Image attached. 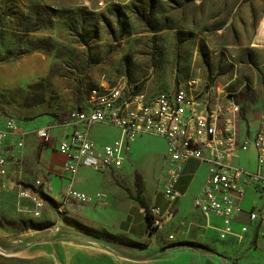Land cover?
I'll list each match as a JSON object with an SVG mask.
<instances>
[{
	"label": "rangeland",
	"instance_id": "obj_1",
	"mask_svg": "<svg viewBox=\"0 0 264 264\" xmlns=\"http://www.w3.org/2000/svg\"><path fill=\"white\" fill-rule=\"evenodd\" d=\"M125 81L150 94L195 82L198 107L215 86L235 97L241 118L262 113L264 0H0V119L56 129L61 115L84 106L92 88ZM100 127L102 134L93 137L98 145L118 135L113 127ZM139 138L136 164L111 174L131 202L136 182L145 193L140 171L149 172L155 192L165 179L163 142ZM37 155L26 165L30 177L22 176V186L43 179ZM101 196L97 203L64 204L53 187L52 197L41 194V214L34 216L15 189L0 192V264H150L133 255L137 249L128 254L117 248L145 244L107 231L99 219L107 211ZM130 215L137 224L132 210ZM155 229L149 225L151 233ZM187 232L182 254L167 264H199L190 252L230 260L227 246ZM111 240L119 254L107 248ZM173 242L167 238L165 248Z\"/></svg>",
	"mask_w": 264,
	"mask_h": 264
},
{
	"label": "built area",
	"instance_id": "obj_2",
	"mask_svg": "<svg viewBox=\"0 0 264 264\" xmlns=\"http://www.w3.org/2000/svg\"><path fill=\"white\" fill-rule=\"evenodd\" d=\"M194 85L195 82H188L150 94L126 81L116 85L101 82L89 91L83 107L61 115L58 127L69 129L56 146L64 157L62 176L67 181L62 202H100V194L89 195L74 188L78 169L85 167L98 174H112L121 170L130 146L139 137H158L166 143L167 169L157 192L166 200L169 213H174L176 207L175 185L183 165L195 159L207 168L204 184L192 200L196 213L206 219H220L225 234H232L231 223L240 222L244 216L246 222L240 223L236 239L241 241L245 234L251 233L253 243H264V206L245 210L240 205L248 189L264 191V114L258 130L241 137V108L235 97L213 86L198 107ZM97 125L116 128L119 137L113 144H96L90 131ZM53 129L43 127L32 134L42 146L50 142ZM26 136L12 119L6 118L0 126V192L15 189L18 199L29 202L30 212L39 216L43 204L40 196H51L50 185L45 180H36L22 186V175L11 168L12 163L21 162ZM249 149L257 153L255 171L230 164ZM150 214L151 226L159 227L160 209L153 208ZM168 239H173L172 234Z\"/></svg>",
	"mask_w": 264,
	"mask_h": 264
},
{
	"label": "crops",
	"instance_id": "obj_3",
	"mask_svg": "<svg viewBox=\"0 0 264 264\" xmlns=\"http://www.w3.org/2000/svg\"><path fill=\"white\" fill-rule=\"evenodd\" d=\"M263 114L264 109L262 113L251 111L244 116L246 120L242 118V124L240 125L241 137L251 135L258 130L260 119ZM5 120L4 118L0 119V126L3 125ZM18 124L19 128L27 133V136L25 138V148L23 150L22 159L20 160L21 162L18 164L12 163L11 168L16 171V174L20 173L25 179H27L26 176L30 177L29 174H25V168L26 165L31 164L28 161L32 159L35 151V153H38L37 158L44 172L43 179L41 180L47 181L50 185L51 197L53 187L63 192L67 184V181L62 176L64 157L56 151V146L58 141L62 138V134L66 133L69 129L66 127L53 129L50 142L41 146L40 142L32 134L35 130L27 129L24 125ZM100 126L102 125L94 126L91 129L90 137L92 140L93 137H99L102 134ZM116 131L118 135L107 143L113 144L117 140L120 133L119 130L116 129ZM154 138L163 142V156H160L161 159L159 158V162L163 174L165 175L167 169L166 143L161 138ZM141 139L142 138L137 139L130 146L121 170L115 171L112 174L115 175V173L121 172L125 164L130 163L132 167L136 164L134 160L138 161L137 154ZM230 164L233 167H239L253 172L257 166V153L253 149L241 152L236 158L230 161ZM131 166H128L127 169H130ZM206 172V166L200 164L195 159H189L184 163L181 176L175 185V192L177 194L175 202L176 207L174 213L171 214L169 213L167 202L164 197L153 190L149 172L140 171V176L145 183V193H142V196L149 210L152 211L153 208H159L161 212V218L159 219L160 225L152 233L148 230L149 225L145 211L139 207L135 200L131 202L129 195L115 184L111 174L98 175L94 174L92 170L90 171V169L82 167L78 169L73 185L74 188L80 192L87 194L100 193V195H104V203L107 205V211L99 216V219L106 222L105 227L110 234L125 237L127 241L132 243H144L145 246L141 248L122 244L117 247L128 254H131L132 250L134 251V249H137L133 252V255L139 256L143 262L148 261L150 264H167L172 261H167V259H172L182 254H178L182 249V246L179 244L185 241L181 235H184L188 231L191 232L193 236H198L205 242L206 239H208V241L210 239H215L217 244L227 246L224 250L231 253L230 260H222L220 262L218 260H213L207 254L190 252V256L199 259V264L203 261L206 264H264V243H253L251 233L245 234L241 241H238L235 237L239 233L240 223L246 222L244 216L240 218V222L231 223L232 234H225L223 233L224 226L220 219L214 217L206 219L194 210L192 200L201 190L206 178ZM88 176L93 177L88 181ZM240 205L245 210L264 206V191H257L252 188L248 189ZM131 210L138 219L137 224L134 222V216L130 215ZM165 232H169L167 238L169 235L174 234L172 235L173 239H175V242H173L175 245L173 247L165 248L167 245ZM76 237H80L82 242L86 243V241H88L84 237ZM88 238L94 242L96 241L91 235ZM198 241H200V239H198ZM108 242L109 245H107V248L111 247L110 244L116 243L112 240ZM111 250L119 254V250Z\"/></svg>",
	"mask_w": 264,
	"mask_h": 264
},
{
	"label": "trees",
	"instance_id": "obj_4",
	"mask_svg": "<svg viewBox=\"0 0 264 264\" xmlns=\"http://www.w3.org/2000/svg\"><path fill=\"white\" fill-rule=\"evenodd\" d=\"M134 200L138 203L139 207L145 211L148 225H151L152 215L150 214V210L142 196V187L139 182H136V196L134 197Z\"/></svg>",
	"mask_w": 264,
	"mask_h": 264
}]
</instances>
